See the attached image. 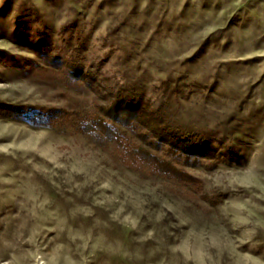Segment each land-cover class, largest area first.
I'll list each match as a JSON object with an SVG mask.
<instances>
[{
    "label": "rangeland",
    "instance_id": "rangeland-1",
    "mask_svg": "<svg viewBox=\"0 0 264 264\" xmlns=\"http://www.w3.org/2000/svg\"><path fill=\"white\" fill-rule=\"evenodd\" d=\"M115 98L197 186L79 128ZM0 264H264V0H0Z\"/></svg>",
    "mask_w": 264,
    "mask_h": 264
},
{
    "label": "trees",
    "instance_id": "trees-1",
    "mask_svg": "<svg viewBox=\"0 0 264 264\" xmlns=\"http://www.w3.org/2000/svg\"><path fill=\"white\" fill-rule=\"evenodd\" d=\"M65 115L68 116V113ZM78 117L80 116L78 115ZM148 119V113L143 110L135 114L133 111L129 112L123 107L121 100L115 98L109 104L95 105L92 111L81 118L79 128L84 133L97 134L108 140L117 153V159L128 167L143 165L154 173L177 179L183 184L197 186L199 180L176 167L173 162L167 160L164 156L153 152V150L162 149L163 144L166 143L169 144L165 149L168 154L176 155L178 149L175 142H172L169 137L170 132L167 131L166 127L158 125V122H150ZM150 119L152 118L150 117ZM111 121L118 122L132 132H136L138 138L147 147L133 146L114 127ZM185 162H188L187 158H185Z\"/></svg>",
    "mask_w": 264,
    "mask_h": 264
}]
</instances>
